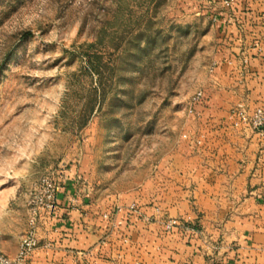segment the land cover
<instances>
[{
  "label": "rangeland",
  "instance_id": "rangeland-1",
  "mask_svg": "<svg viewBox=\"0 0 264 264\" xmlns=\"http://www.w3.org/2000/svg\"><path fill=\"white\" fill-rule=\"evenodd\" d=\"M211 10L207 0H0L1 250L17 246L43 173L74 165L84 188L130 190L196 125L220 38Z\"/></svg>",
  "mask_w": 264,
  "mask_h": 264
},
{
  "label": "crops",
  "instance_id": "crops-1",
  "mask_svg": "<svg viewBox=\"0 0 264 264\" xmlns=\"http://www.w3.org/2000/svg\"><path fill=\"white\" fill-rule=\"evenodd\" d=\"M207 2L220 38L196 125L130 190L84 188L67 166L32 264H264V135L231 115L264 109V0Z\"/></svg>",
  "mask_w": 264,
  "mask_h": 264
},
{
  "label": "built area",
  "instance_id": "built-area-1",
  "mask_svg": "<svg viewBox=\"0 0 264 264\" xmlns=\"http://www.w3.org/2000/svg\"><path fill=\"white\" fill-rule=\"evenodd\" d=\"M234 0H223L225 5H229ZM215 65V63H214ZM202 92L198 93L200 97ZM231 115L236 117L235 125L245 124L250 126L260 134L264 135V109L256 107L249 112L244 103H237L231 110ZM61 164V163H60ZM65 164L58 165V168L43 173L27 194L28 215L26 227L21 233L18 248L14 254L0 249V264H32L31 254L40 245L38 230L43 215L49 213L55 207L54 196L59 188ZM134 209V205L130 206ZM175 226L190 229L188 225L182 224L179 219L170 218L165 221L166 229Z\"/></svg>",
  "mask_w": 264,
  "mask_h": 264
}]
</instances>
